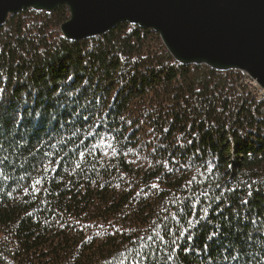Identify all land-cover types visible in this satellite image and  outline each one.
I'll use <instances>...</instances> for the list:
<instances>
[{
	"label": "trees",
	"instance_id": "1",
	"mask_svg": "<svg viewBox=\"0 0 264 264\" xmlns=\"http://www.w3.org/2000/svg\"><path fill=\"white\" fill-rule=\"evenodd\" d=\"M68 19L0 28V264H264V100L152 30L69 42Z\"/></svg>",
	"mask_w": 264,
	"mask_h": 264
},
{
	"label": "water",
	"instance_id": "2",
	"mask_svg": "<svg viewBox=\"0 0 264 264\" xmlns=\"http://www.w3.org/2000/svg\"><path fill=\"white\" fill-rule=\"evenodd\" d=\"M69 10V42L102 37L127 23L158 34L182 66L234 71L264 90V0H0V28L21 12Z\"/></svg>",
	"mask_w": 264,
	"mask_h": 264
},
{
	"label": "built area",
	"instance_id": "3",
	"mask_svg": "<svg viewBox=\"0 0 264 264\" xmlns=\"http://www.w3.org/2000/svg\"><path fill=\"white\" fill-rule=\"evenodd\" d=\"M236 89L243 98H249L256 102L264 100V91L247 76L237 84Z\"/></svg>",
	"mask_w": 264,
	"mask_h": 264
},
{
	"label": "bare ground",
	"instance_id": "4",
	"mask_svg": "<svg viewBox=\"0 0 264 264\" xmlns=\"http://www.w3.org/2000/svg\"><path fill=\"white\" fill-rule=\"evenodd\" d=\"M174 61H175V60H174ZM175 62H176V61H175ZM244 77H245V76L242 75V79H243ZM242 79H241V80H242ZM263 91H264V90H263Z\"/></svg>",
	"mask_w": 264,
	"mask_h": 264
},
{
	"label": "snow or ice",
	"instance_id": "5",
	"mask_svg": "<svg viewBox=\"0 0 264 264\" xmlns=\"http://www.w3.org/2000/svg\"><path fill=\"white\" fill-rule=\"evenodd\" d=\"M37 183H39V181H37Z\"/></svg>",
	"mask_w": 264,
	"mask_h": 264
},
{
	"label": "rangeland",
	"instance_id": "6",
	"mask_svg": "<svg viewBox=\"0 0 264 264\" xmlns=\"http://www.w3.org/2000/svg\"><path fill=\"white\" fill-rule=\"evenodd\" d=\"M255 82V81H254ZM256 83V82H255Z\"/></svg>",
	"mask_w": 264,
	"mask_h": 264
}]
</instances>
